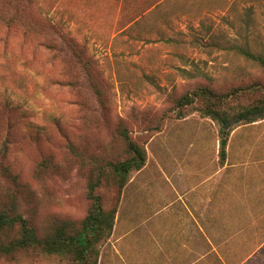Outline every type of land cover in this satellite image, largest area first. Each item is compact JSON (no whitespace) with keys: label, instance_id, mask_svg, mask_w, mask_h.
Returning a JSON list of instances; mask_svg holds the SVG:
<instances>
[{"label":"rangeland","instance_id":"obj_1","mask_svg":"<svg viewBox=\"0 0 264 264\" xmlns=\"http://www.w3.org/2000/svg\"><path fill=\"white\" fill-rule=\"evenodd\" d=\"M21 5L24 21L51 19L85 48L107 102L100 103L82 64L58 35L53 43L39 29L22 28L21 20L11 26L0 22V191L17 192L40 217L81 221L91 201L69 143L94 157L107 156L100 153L119 148L114 134L123 120L145 143L148 160L122 191L115 232L101 245L99 264L133 259L147 264L155 250L141 240L150 229L155 233L158 199L172 197V183L182 175L189 179L193 171L203 179L207 168L214 172L220 165L219 125L213 119L197 112L184 119L167 116L160 130L148 121L156 124L167 112L169 95L209 84L205 75L217 87L243 72L264 82L263 70L229 49L248 45L264 53V0H23ZM244 125L232 132L235 146ZM47 156L63 169L38 176L36 167ZM105 195L112 203L113 196ZM0 264L63 263L31 258Z\"/></svg>","mask_w":264,"mask_h":264},{"label":"trees","instance_id":"obj_2","mask_svg":"<svg viewBox=\"0 0 264 264\" xmlns=\"http://www.w3.org/2000/svg\"><path fill=\"white\" fill-rule=\"evenodd\" d=\"M22 1L0 0V22L11 26L21 20L22 28L26 27L29 33L39 29V33L49 34L53 43V36L58 35L69 46L73 58L82 64L84 77L104 106L106 95L99 87L98 75L93 74L83 56L85 48L66 35L62 24L51 19L37 23L24 21L26 8L21 5ZM66 48L64 45L61 51ZM229 49L238 51L245 60L264 71L263 52H254L250 46L238 44ZM205 76L209 84L192 86L179 96L169 95L171 106L167 112L156 119V124L149 120L148 125L160 130L165 117L184 119L196 112L213 119L219 125V161L223 164L227 160L232 132L242 124L264 119V82L251 73L243 72L236 74L225 87H217L210 76ZM114 138L119 148L109 154L100 153L107 155L102 157H94L90 150V153L82 150L77 142L69 143L74 162L87 177V196L91 201L88 214L81 221L57 215L40 217L17 192L9 189L0 191V260L17 262L38 258L63 264H99L101 245L110 239L115 228L122 191L148 160L145 143L133 137L125 121H119ZM36 168L38 176H41L48 169L60 171L63 166L47 156ZM4 172L7 177L12 175L8 168ZM104 191L113 196L110 199L112 203L107 200Z\"/></svg>","mask_w":264,"mask_h":264},{"label":"crops","instance_id":"obj_3","mask_svg":"<svg viewBox=\"0 0 264 264\" xmlns=\"http://www.w3.org/2000/svg\"><path fill=\"white\" fill-rule=\"evenodd\" d=\"M244 126L218 169L182 175L172 197L158 196L155 233L141 240L155 250L147 264H264V119Z\"/></svg>","mask_w":264,"mask_h":264}]
</instances>
